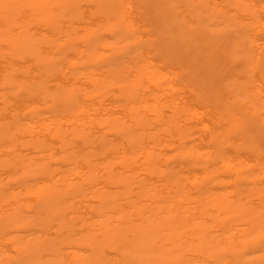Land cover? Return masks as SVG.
Returning a JSON list of instances; mask_svg holds the SVG:
<instances>
[{"label":"bare ground","instance_id":"1","mask_svg":"<svg viewBox=\"0 0 264 264\" xmlns=\"http://www.w3.org/2000/svg\"><path fill=\"white\" fill-rule=\"evenodd\" d=\"M71 1L0 0V264H264V0Z\"/></svg>","mask_w":264,"mask_h":264},{"label":"rangeland","instance_id":"2","mask_svg":"<svg viewBox=\"0 0 264 264\" xmlns=\"http://www.w3.org/2000/svg\"><path fill=\"white\" fill-rule=\"evenodd\" d=\"M77 1H78V3L75 0H73L69 3V4H71V7L74 8L75 12H77V11L79 12V9H80V13L83 10L82 13L84 12V14H86V15L92 14V13H97V12L101 11V9L98 8L99 4H100L103 6V10H107L108 12H110V11L112 12L113 10H115L113 12H116V10H118V8H119V10H121V11H117L116 13H119V12L121 13V12H124L125 10L126 11L130 10L129 9V8H131L130 5H132V6H134V8L132 7L133 9L131 8V11H133L132 13L136 14L138 12L136 15H138V16L144 15V17L148 16L149 22H151L153 24H160L163 21V18L161 16L163 14V11H172L175 13H180V11L184 8L190 10V9H198V7H212V6H215L216 4L222 3L221 1H225V0H139V1L138 0L137 1H135V0H119V3H118V0H115L112 3L110 2L112 0H110V1L109 0H102L103 2L98 0L99 1L98 3H96V0H89L88 2H87V0H84V1H86L85 4H83L84 1H83V3H79L80 0H77ZM90 1H95V2L91 3ZM257 1H261V0H257ZM74 2H76L77 4H75ZM115 2H116V5H114ZM78 4H79L80 8H79ZM139 5H140V7H139ZM108 6H111L110 9L108 8ZM114 6H116L118 8L116 9V7H114ZM120 7H124L125 9L124 8L121 9ZM98 9L100 11H98ZM138 10H140V11H138ZM155 17H157V18H155Z\"/></svg>","mask_w":264,"mask_h":264}]
</instances>
